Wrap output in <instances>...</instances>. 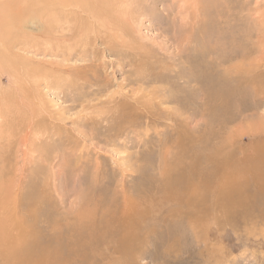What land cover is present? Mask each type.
<instances>
[{
	"label": "rangeland",
	"instance_id": "obj_1",
	"mask_svg": "<svg viewBox=\"0 0 264 264\" xmlns=\"http://www.w3.org/2000/svg\"><path fill=\"white\" fill-rule=\"evenodd\" d=\"M109 1L3 12L0 264H264V0Z\"/></svg>",
	"mask_w": 264,
	"mask_h": 264
},
{
	"label": "bare ground",
	"instance_id": "obj_2",
	"mask_svg": "<svg viewBox=\"0 0 264 264\" xmlns=\"http://www.w3.org/2000/svg\"><path fill=\"white\" fill-rule=\"evenodd\" d=\"M21 1H24V0H21ZM20 0H19V3H20V6L18 5L19 3H18V0H0V46L1 45H3V43L5 42V41H8V36H7V33H5L4 31L5 30H3L4 29V27H5V24L7 25V23L9 22V21H11L13 18H10L11 20H6V21H8L7 23H5V15H7V14H3V12H10L9 14H13L14 16H15V18H17V16H19L20 15V17H21V15H25L26 13H24V12H30V11H32V12H34L35 14H36V16H40V14H37V13H42V12H48L49 13V16L51 17V19H57V18H54L51 14H50V12H53V14H57L58 12H60L61 13V10H62V8H63V10H65L64 12H68L69 11V7H74V8H76V9H80L81 11H84V2L86 3V2H88V1H90V0H33L32 2H29L28 3V5H26L25 3H26V0L22 3ZM93 2H95V1H97V0H92ZM110 1H113V0H110ZM109 1V2H110ZM112 3V2H111ZM110 3V4H111ZM114 3H115V1H113V5H114ZM24 4H25V6H24ZM110 4H109V6H110ZM23 5V6H22ZM101 6V5H100ZM107 6V5H106ZM108 6V7H109ZM97 7V6H96ZM64 8H66V9H64ZM115 9V8H114ZM27 10V11H26ZM119 10V9H118ZM70 13H73V14H82L81 12H70ZM62 14V13H61ZM86 14H95V12H90V13H86ZM126 14V13H125ZM32 15V14H31ZM98 14H96V16H97ZM13 16V17H14ZM81 16V15H80ZM82 16H83V14H82ZM87 16L88 15H86V18H87ZM96 16H94L95 18H93V20L94 19H96ZM32 17V16H31ZM41 17V16H40ZM53 17V18H52ZM56 17H58V16H56ZM84 17H85V14H84ZM100 17H102V16H100ZM8 18V17H7ZM15 18H14V20H15ZM19 20H20V18H18ZM50 19V18H49ZM98 19H99V17H98ZM126 19V18H125ZM13 20V21H14ZM89 20H91V19H89ZM13 21H12V23H13ZM17 21V20H16ZM50 21V20H49ZM52 21V20H51ZM50 21V22H51ZM59 21V20H58ZM93 22V21H92ZM96 22V21H95ZM19 23V22H18ZM41 23V22H40ZM43 23V22H42ZM97 23V22H96ZM90 26H92V23H91V21H90V23H88ZM98 24H99V22H98ZM50 25H52V22H51V24ZM81 25V24H80ZM79 25V26H80ZM84 25V24H83ZM83 25H81V27H83ZM87 25V24H86ZM8 27H9V24H8ZM80 27V28H81ZM93 27V26H92ZM16 28V27H15ZM41 28H42V26H41ZM10 29H11V27H10ZM16 29H18V28H16ZM16 29H14L13 28V30H16ZM77 30L79 29V28H76ZM84 29V28H83ZM92 29V28H91ZM12 30V31H13ZM9 30H7L6 32H8ZM11 31V30H10ZM17 31V30H16ZM21 31V30H20ZM45 32V31H44ZM82 32V31H81ZM12 33V32H11ZM83 33V32H82ZM85 34V33H84ZM84 34H82V36H84ZM78 35H80V34H78ZM9 36H10V33H9ZM11 38V37H10ZM18 38V37H17ZM81 38V37H80ZM110 38V37H109ZM110 40V39H109ZM121 40V39H120ZM79 45V44H78ZM1 48V47H0ZM36 81H38V80H36ZM16 103V102H15ZM6 106V105H5ZM20 106V105H19ZM150 106V105H149ZM9 108V107H8ZM6 109H7V107H6ZM22 109V108H21ZM8 110V109H7ZM103 140V139H102ZM113 144V143H112ZM260 160V159H259ZM261 160H262V158H261ZM260 160V161H261ZM248 160H246V162H247ZM257 161V160H256ZM257 161V163L259 164V167H262V166H264V163L261 161ZM251 167V166H250ZM256 169L258 168V167H255ZM255 169V170H256ZM260 173V172H259ZM235 182V179L234 178H232V177H230L229 175H228V177H227V179H226V183L227 184H232V183H234ZM169 195V194H168ZM264 195V194H263ZM171 196V195H170ZM22 257V256H21Z\"/></svg>",
	"mask_w": 264,
	"mask_h": 264
}]
</instances>
